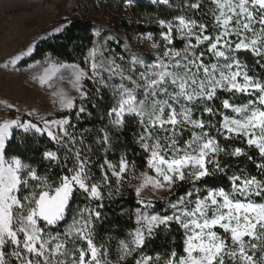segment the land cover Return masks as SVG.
Listing matches in <instances>:
<instances>
[{"label": "snow or ice", "instance_id": "6c2138e0", "mask_svg": "<svg viewBox=\"0 0 264 264\" xmlns=\"http://www.w3.org/2000/svg\"><path fill=\"white\" fill-rule=\"evenodd\" d=\"M155 2L180 14L157 19L159 43L147 35L157 50L153 60L134 54L126 63L98 60L94 45L87 69L53 63L40 77L43 84L71 69L79 103L60 94L62 117L35 119L30 111L34 119L0 122V264H264V0ZM32 52L28 47L11 63ZM97 119L102 126L79 127ZM129 129L139 150L133 155L146 168L138 176L121 140ZM21 131L24 139L40 134L56 145L43 152V171L20 152ZM121 145L114 163L109 154ZM241 157L256 174L229 162ZM133 187L137 206L121 209L120 217L134 220L135 228L116 239L113 255L112 235L97 244L96 226ZM146 190L168 195L154 201ZM173 225L183 234L182 250L173 237L170 252L149 254L148 244Z\"/></svg>", "mask_w": 264, "mask_h": 264}, {"label": "rangeland", "instance_id": "374dc122", "mask_svg": "<svg viewBox=\"0 0 264 264\" xmlns=\"http://www.w3.org/2000/svg\"><path fill=\"white\" fill-rule=\"evenodd\" d=\"M138 1L123 0L119 7L121 13L137 23L157 26L161 32L157 19L153 16L132 12V7ZM144 1L159 4L155 0ZM112 5L111 0H0V122L17 116L26 119V113L30 111L36 113L35 119L60 118L59 114L63 113L60 111V94L77 98L76 102H79L71 69H60L47 82L42 84L40 81V77L45 74L46 69H50L51 64L72 65L71 63L47 56L33 64L20 66L19 63L29 55L15 65L11 63L15 56L26 51L28 47H32L34 51L41 39L50 36L54 29L67 24L74 11L92 19L96 24L95 32L101 33L99 37L96 36L90 48L97 44L100 46L98 60L103 56L126 63L134 54L149 62L157 56V50L151 46L152 40L146 38L149 33L126 36L114 29L110 16ZM152 37L157 43L160 42V33L152 34ZM175 46L179 48L178 41H175ZM87 67L88 65L81 68ZM84 83L87 87V81ZM9 104L13 107L8 108ZM132 183L135 186L139 181L133 179ZM143 195L156 201L157 197H166L168 194L146 190Z\"/></svg>", "mask_w": 264, "mask_h": 264}, {"label": "trees", "instance_id": "16d2710c", "mask_svg": "<svg viewBox=\"0 0 264 264\" xmlns=\"http://www.w3.org/2000/svg\"><path fill=\"white\" fill-rule=\"evenodd\" d=\"M123 0H111V4L113 7V11H110V16L114 22V29L123 35H135V34H146L152 33L153 35H158L160 30L157 26L146 25L142 23H137L134 20L126 17L120 11V5L122 4ZM173 4H175L176 0H172ZM206 10V9H205ZM132 12L136 14H147L153 16L155 19H172L174 16L179 15L180 13L174 9L168 8L162 4H152L145 2L144 0H139L133 7ZM198 18V17H197ZM209 19V23H211V19ZM69 21L71 22L68 24L67 28L55 35H50L46 38L41 39L35 46L34 51L31 55L27 58H24L19 65L20 66H27L29 64H33L39 60L44 59L47 56H52L59 61L71 63V64H78L81 67H85L86 64L84 63L85 57L88 55L90 48L93 46L96 36L95 29L96 24L94 21L88 17L81 16L75 11L71 14ZM179 48L182 47V43L178 41ZM244 59L245 57L242 55L241 57ZM248 60L249 65L253 63L252 58L250 56L246 57ZM259 69L257 72L259 73ZM87 87L92 88V84L87 81ZM107 100V93L105 94ZM227 98V97H225ZM244 98L236 101L237 103L243 102ZM79 103V102H78ZM110 105L105 103L102 107L106 111ZM216 106L219 108L220 102L216 101ZM90 110L95 115L96 110L89 106ZM63 113H60L59 116L62 117ZM26 119H32L28 116H25ZM207 119V117H205ZM73 121L75 120V110H73L72 115ZM219 119V118H217ZM106 123V117L105 121ZM93 127V126H102L100 120H95L93 124L92 121H88L79 125V127ZM131 131L134 129H129L125 132L124 136L121 137V140L127 141L129 144V153L128 158L129 160H135L137 164L136 173L140 171L146 170L144 166V160L140 156L133 155V149L139 151L135 145L131 144ZM213 134H215L213 132ZM24 133L21 131L20 135L16 137L17 143L19 144L20 152L24 153L26 161H31L33 164H39L40 170H44V162L42 161V154L45 150L51 149L55 150L56 145L51 143L46 136H41L40 134H27L28 139H24ZM185 139L188 138V134H185ZM89 139H92L91 137ZM220 142L226 146H239V147H246V145L242 144L238 140H229L225 141L223 138H220ZM15 147V145H14ZM123 147L121 145L116 149L115 154H109V158L114 162L118 163L120 150ZM252 155H256L255 151L252 150L250 152ZM229 162L232 163L234 166L238 165L239 167L247 166V169L252 173L256 174L255 167L247 161L246 157H241L239 160H232L229 159ZM233 170L238 171V167H234ZM231 174V173H229ZM97 175L99 173L97 172ZM217 185L223 184L227 186V181L222 179H217L215 181ZM133 184V183H132ZM134 186V185H133ZM84 201H81V204ZM107 204L108 201H105ZM137 206L136 204V197L133 188H126L124 192V198L109 204L108 208L106 209L107 212V219L101 221L96 226V243L99 244L101 242L107 241L109 239L110 234L112 235L113 239L111 241V248L112 254L115 255V244L117 238H123V233L125 229H134L135 224L134 220H128L126 217L121 218L120 212L121 209H134ZM157 207H160V203L157 204ZM119 224V228H118ZM182 232L177 230V227L173 225V231L169 233H165L160 231L157 234V237L148 244L146 251L149 254H155L156 252H160L165 254L170 252L173 241V237H175V247L177 251L182 250ZM134 264V261L131 262Z\"/></svg>", "mask_w": 264, "mask_h": 264}]
</instances>
